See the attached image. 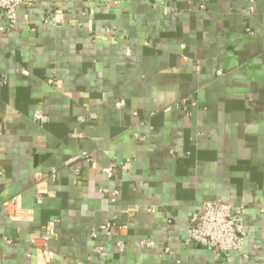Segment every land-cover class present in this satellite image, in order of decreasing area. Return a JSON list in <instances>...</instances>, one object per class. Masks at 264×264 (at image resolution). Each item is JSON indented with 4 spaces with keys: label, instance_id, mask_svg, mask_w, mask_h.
<instances>
[{
    "label": "crops",
    "instance_id": "0c3cea01",
    "mask_svg": "<svg viewBox=\"0 0 264 264\" xmlns=\"http://www.w3.org/2000/svg\"><path fill=\"white\" fill-rule=\"evenodd\" d=\"M209 198L239 209L242 253L184 245ZM50 219L49 264H264V0H20L12 25L0 12V264H42L29 240Z\"/></svg>",
    "mask_w": 264,
    "mask_h": 264
},
{
    "label": "built area",
    "instance_id": "2783aa9c",
    "mask_svg": "<svg viewBox=\"0 0 264 264\" xmlns=\"http://www.w3.org/2000/svg\"><path fill=\"white\" fill-rule=\"evenodd\" d=\"M19 4L20 0H0V12L10 25L15 23ZM252 11L253 6L251 5L246 12L251 13ZM46 21L45 19L44 22ZM22 74L28 75V71L22 70ZM192 105H194V103ZM125 106L126 101L123 98L115 102V107L117 109H123ZM133 114L136 115V112ZM33 118L40 123H45L48 120V117L41 110H36L33 114ZM85 120L86 118L84 116L78 117L79 123H83ZM71 137L83 138L84 134L79 131L71 134ZM134 137L139 140L144 139L143 136L137 133H134ZM78 159L90 160V156L87 152H82L69 159L68 163H72ZM129 162L130 159H126V163ZM102 171L109 177L114 174L112 167L103 168ZM99 192L101 195L104 194L101 189H99ZM117 195L118 191H113L110 195V201H114ZM15 200L16 199H12L11 201L15 202ZM9 202L10 201L5 202L4 206H8ZM36 202L39 204L42 202V197L40 195L36 197ZM150 211L153 212L154 209L152 208ZM56 224L57 219L48 220L41 228L40 234L29 240V245L35 250L36 258L39 259L42 264H49L53 257L50 241L55 236ZM111 227L112 223L107 221L103 229L104 231H108ZM96 235L97 230L92 229L90 231V237L95 238ZM245 237L246 232L242 217L239 214V209L218 199L209 198L203 200L198 208L191 214L183 242L185 246L193 243L208 247L212 249L216 256H221L230 252L242 253ZM4 239L9 244L12 242L8 237ZM142 243L144 244V242ZM124 246L123 241L117 243L119 251H122ZM95 250L99 255H105L102 245H97ZM71 264H77V262L73 261Z\"/></svg>",
    "mask_w": 264,
    "mask_h": 264
}]
</instances>
